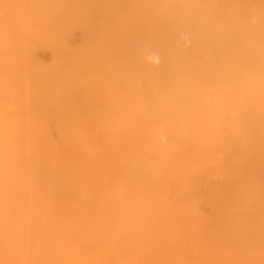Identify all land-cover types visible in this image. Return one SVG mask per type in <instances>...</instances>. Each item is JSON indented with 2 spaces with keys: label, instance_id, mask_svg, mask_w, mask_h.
Returning <instances> with one entry per match:
<instances>
[{
  "label": "bare ground",
  "instance_id": "bare-ground-1",
  "mask_svg": "<svg viewBox=\"0 0 264 264\" xmlns=\"http://www.w3.org/2000/svg\"><path fill=\"white\" fill-rule=\"evenodd\" d=\"M0 264H264V0H0Z\"/></svg>",
  "mask_w": 264,
  "mask_h": 264
}]
</instances>
